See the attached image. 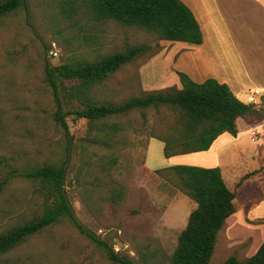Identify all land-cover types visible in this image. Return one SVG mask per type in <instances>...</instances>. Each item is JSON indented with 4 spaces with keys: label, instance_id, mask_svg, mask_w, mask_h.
I'll return each instance as SVG.
<instances>
[{
    "label": "rangeland",
    "instance_id": "obj_1",
    "mask_svg": "<svg viewBox=\"0 0 264 264\" xmlns=\"http://www.w3.org/2000/svg\"><path fill=\"white\" fill-rule=\"evenodd\" d=\"M180 44L159 42L153 34L111 21L97 22L85 0H23L14 12L0 17V183L4 184L0 232L43 211L39 185L20 174L46 164L64 165L71 207L98 240L133 264L169 263L195 204L175 188L173 175L163 180L147 170L197 166L192 163L203 160L198 154L167 159L163 144L150 139L152 134L166 133L173 124L174 117L164 108L132 110L106 120L105 124L121 128L108 149L92 138L97 128L68 115L65 121L72 139L67 148L62 130L52 118L56 106L44 82V64L92 62L129 47L149 46L148 52L93 86L86 96L99 104L116 105L151 91L180 89L178 78L176 86L171 84L172 77L170 80V75L177 76L174 65ZM72 84L64 82L67 87ZM59 98L63 111L80 107L83 100ZM241 143L236 152L239 164L248 158L246 153L258 164L260 142L243 138ZM110 155L118 159L116 165L109 162ZM238 186L234 185L235 195ZM120 190L121 199L112 203L111 195ZM236 200L240 203L239 194ZM262 210L256 208L253 215H261ZM253 224L225 225L208 264H221L230 256L242 261L253 255L259 230ZM0 264L119 263L62 218L1 257Z\"/></svg>",
    "mask_w": 264,
    "mask_h": 264
},
{
    "label": "trees",
    "instance_id": "obj_2",
    "mask_svg": "<svg viewBox=\"0 0 264 264\" xmlns=\"http://www.w3.org/2000/svg\"><path fill=\"white\" fill-rule=\"evenodd\" d=\"M23 0H0V17L14 12ZM85 5L97 22H114L118 25L137 28L153 34L158 41L183 42L192 45L202 43V34L190 9L180 0H85ZM149 46L129 47L94 61L52 66L44 64V82L50 88L56 110L52 116L62 130L67 143L71 137L65 121L74 115L97 128L92 138L109 147L118 133L115 124H105L112 117L124 115L132 110L164 108L174 117L173 124L164 134H152L163 144L165 158L208 151L212 143L222 134L236 137V121L248 117L264 119V99L258 108L239 101L229 88L214 79L195 83L187 75L177 72L181 88L174 87L151 91L141 97H133L122 104L106 105L90 101L86 96L93 86L113 75L141 54ZM65 81L73 82L69 87ZM82 98L81 106L63 111L61 100ZM116 165L118 159L109 156ZM66 168L64 165H42L25 170L21 177L39 185L43 211L40 216L22 224L13 225L0 232V258L14 250L27 238L66 218L76 230L92 242L101 246L108 258L119 264H133L117 256L107 245L98 240L76 217L65 191ZM165 180L169 174L175 178V188L196 206L189 213L184 229L177 237V244L168 264H208L218 233L226 220L236 212L235 195L225 186L218 167L202 168L177 165L154 172ZM0 183V192L3 188ZM122 192L111 195V202L120 200ZM221 264H264L263 240L255 253L239 261L228 257Z\"/></svg>",
    "mask_w": 264,
    "mask_h": 264
},
{
    "label": "crops",
    "instance_id": "obj_3",
    "mask_svg": "<svg viewBox=\"0 0 264 264\" xmlns=\"http://www.w3.org/2000/svg\"><path fill=\"white\" fill-rule=\"evenodd\" d=\"M180 1L190 9L197 21L202 43L188 46V43L173 42L181 43V53L174 65L175 71L187 75L195 83L214 79L225 84L244 104H248L247 94L252 89L260 90L263 100L264 0ZM177 78L174 74L170 75L171 84L174 86L177 84ZM251 131H257L259 134L256 141L260 142L262 156L257 164L254 156L246 153L248 158L241 159L239 164L236 152L240 151L243 138L250 139ZM194 154H198L196 157L203 161L192 164L202 168L218 167L225 186L234 195V185H239L233 200L236 212L226 220L225 225L235 222H243L248 226L257 224L258 236L256 243L252 244L254 254L263 240V237L259 238V234H263L264 227V119H238L235 138L222 134L208 151ZM188 155L174 157L187 159L191 157ZM147 171L154 173L157 170ZM237 194L240 203L236 200ZM260 207L263 209L262 214L254 216V210Z\"/></svg>",
    "mask_w": 264,
    "mask_h": 264
},
{
    "label": "built area",
    "instance_id": "obj_4",
    "mask_svg": "<svg viewBox=\"0 0 264 264\" xmlns=\"http://www.w3.org/2000/svg\"><path fill=\"white\" fill-rule=\"evenodd\" d=\"M52 56H56L55 52H51ZM261 100H262V92L258 89H252L248 91L247 94V103L250 105H254V106H259L261 104ZM258 132L257 131H251L249 133L251 142H255L256 141V137H258Z\"/></svg>",
    "mask_w": 264,
    "mask_h": 264
}]
</instances>
